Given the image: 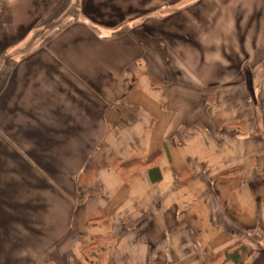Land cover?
Returning a JSON list of instances; mask_svg holds the SVG:
<instances>
[{"label": "crops", "instance_id": "0c3cea01", "mask_svg": "<svg viewBox=\"0 0 264 264\" xmlns=\"http://www.w3.org/2000/svg\"><path fill=\"white\" fill-rule=\"evenodd\" d=\"M0 264H264V0H0Z\"/></svg>", "mask_w": 264, "mask_h": 264}, {"label": "trees", "instance_id": "16d2710c", "mask_svg": "<svg viewBox=\"0 0 264 264\" xmlns=\"http://www.w3.org/2000/svg\"><path fill=\"white\" fill-rule=\"evenodd\" d=\"M215 89V88H214ZM212 89H206L209 95H211ZM133 112L136 115H139L140 110L134 106L129 105L125 100L124 101H115L111 103L107 111V122L110 129L117 131L118 128L122 127L125 122L129 119L128 112ZM97 181V171L94 165L83 172L79 177V186L78 191V200L79 202H84L87 198V195L91 192L89 186L93 182Z\"/></svg>", "mask_w": 264, "mask_h": 264}, {"label": "rangeland", "instance_id": "374dc122", "mask_svg": "<svg viewBox=\"0 0 264 264\" xmlns=\"http://www.w3.org/2000/svg\"><path fill=\"white\" fill-rule=\"evenodd\" d=\"M61 16H62V15H60L57 19L61 18ZM54 18H55V16H52V17L50 18V20L48 19V20H49L48 22H51V20H53ZM62 18H63V17H62ZM62 18H61L60 20H61L62 22L65 21V20H62ZM42 20H43V21L40 23V25H42L43 23H45V22H44L45 20H44V19H42ZM48 22H47V23H48ZM54 25H55V24H54ZM55 26H60V25L56 24ZM55 26H54L52 29H54Z\"/></svg>", "mask_w": 264, "mask_h": 264}, {"label": "bare ground", "instance_id": "6f19581e", "mask_svg": "<svg viewBox=\"0 0 264 264\" xmlns=\"http://www.w3.org/2000/svg\"><path fill=\"white\" fill-rule=\"evenodd\" d=\"M229 180H230V179H229ZM258 258H260V256H256V257H255V259H258Z\"/></svg>", "mask_w": 264, "mask_h": 264}]
</instances>
